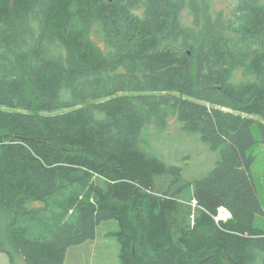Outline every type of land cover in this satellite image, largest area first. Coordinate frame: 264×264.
Instances as JSON below:
<instances>
[{
  "label": "trees",
  "instance_id": "16d2710c",
  "mask_svg": "<svg viewBox=\"0 0 264 264\" xmlns=\"http://www.w3.org/2000/svg\"><path fill=\"white\" fill-rule=\"evenodd\" d=\"M207 4L0 0V251L10 264H64L109 219L120 264H264L250 153L264 146V0L216 14ZM172 114L219 153L206 174L188 180L148 149Z\"/></svg>",
  "mask_w": 264,
  "mask_h": 264
},
{
  "label": "rangeland",
  "instance_id": "374dc122",
  "mask_svg": "<svg viewBox=\"0 0 264 264\" xmlns=\"http://www.w3.org/2000/svg\"><path fill=\"white\" fill-rule=\"evenodd\" d=\"M207 1L206 12L216 14L221 10L230 13L236 0ZM190 13L189 8L183 11V18L187 23L192 22V15ZM167 41L171 45H174V31L172 28L168 31ZM254 133L257 139H259L260 135L256 126L254 127ZM150 136L148 138V149L154 151L165 161L182 166L183 176L188 180L206 174L219 158V153L211 149L207 143L203 142L199 133L185 132L182 129L180 121L173 114L170 116L169 125H167L165 130L159 131L157 128H154ZM250 153L256 156L252 168L264 209L263 144L260 141L257 142ZM225 210L227 211L224 207L219 209L218 218L225 219L230 215L226 214ZM123 217L126 223L132 222V214L128 209L124 211ZM256 223L264 229V216H257ZM118 227V221L115 219L101 221L97 225L95 235L92 239L82 244L71 246L68 249L64 264H120V245L112 233ZM133 228L134 226L131 225V232L134 231ZM0 264H10L8 255L1 251ZM18 264L27 263L19 260Z\"/></svg>",
  "mask_w": 264,
  "mask_h": 264
},
{
  "label": "crops",
  "instance_id": "0c3cea01",
  "mask_svg": "<svg viewBox=\"0 0 264 264\" xmlns=\"http://www.w3.org/2000/svg\"><path fill=\"white\" fill-rule=\"evenodd\" d=\"M228 211V210H227ZM227 214H230V212L228 211ZM228 216V215H227Z\"/></svg>",
  "mask_w": 264,
  "mask_h": 264
},
{
  "label": "bare ground",
  "instance_id": "6f19581e",
  "mask_svg": "<svg viewBox=\"0 0 264 264\" xmlns=\"http://www.w3.org/2000/svg\"><path fill=\"white\" fill-rule=\"evenodd\" d=\"M226 211V210H225ZM226 214H227V211H226Z\"/></svg>",
  "mask_w": 264,
  "mask_h": 264
},
{
  "label": "water",
  "instance_id": "95a60500",
  "mask_svg": "<svg viewBox=\"0 0 264 264\" xmlns=\"http://www.w3.org/2000/svg\"><path fill=\"white\" fill-rule=\"evenodd\" d=\"M217 219H220V218L217 217Z\"/></svg>",
  "mask_w": 264,
  "mask_h": 264
}]
</instances>
